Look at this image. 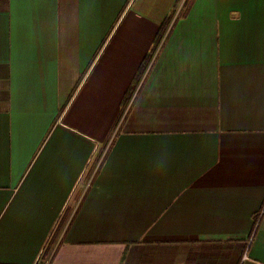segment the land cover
<instances>
[{"label": "crops", "instance_id": "1", "mask_svg": "<svg viewBox=\"0 0 264 264\" xmlns=\"http://www.w3.org/2000/svg\"><path fill=\"white\" fill-rule=\"evenodd\" d=\"M183 1L0 0V264H264V0Z\"/></svg>", "mask_w": 264, "mask_h": 264}, {"label": "trees", "instance_id": "2", "mask_svg": "<svg viewBox=\"0 0 264 264\" xmlns=\"http://www.w3.org/2000/svg\"><path fill=\"white\" fill-rule=\"evenodd\" d=\"M193 2V0H184L183 3H182V8H181V11L178 13V16H183L185 15L190 6H191V3ZM171 19V16H169V18H167L161 25H160V28H159V31L156 35V38H155V42H154V45L152 47V50L150 51V53L144 58L142 64L140 65L139 69H138V73L137 75L135 76L134 78V84L130 87V90L129 92L126 94V98H125V101H124V105L126 104L127 100L129 99L131 93L133 92V90L135 89V86L136 84L138 83L139 79L141 78L142 74L144 73L152 55L154 54L158 44L160 43L163 35L165 34L166 32V29H167V26L169 24V21ZM67 214V210H65V213H64V216L63 218L65 217V215ZM62 218V220H63Z\"/></svg>", "mask_w": 264, "mask_h": 264}, {"label": "rangeland", "instance_id": "3", "mask_svg": "<svg viewBox=\"0 0 264 264\" xmlns=\"http://www.w3.org/2000/svg\"><path fill=\"white\" fill-rule=\"evenodd\" d=\"M181 7H179L178 11L176 13H178L180 11Z\"/></svg>", "mask_w": 264, "mask_h": 264}, {"label": "built area", "instance_id": "4", "mask_svg": "<svg viewBox=\"0 0 264 264\" xmlns=\"http://www.w3.org/2000/svg\"><path fill=\"white\" fill-rule=\"evenodd\" d=\"M42 264V263H41ZM43 264H46L45 262Z\"/></svg>", "mask_w": 264, "mask_h": 264}]
</instances>
